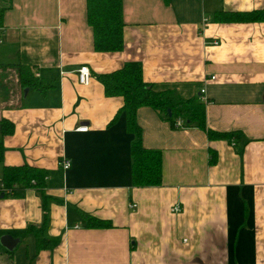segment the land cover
Here are the masks:
<instances>
[{
  "label": "crops",
  "instance_id": "0c3cea01",
  "mask_svg": "<svg viewBox=\"0 0 264 264\" xmlns=\"http://www.w3.org/2000/svg\"><path fill=\"white\" fill-rule=\"evenodd\" d=\"M263 6L122 0V48L98 51L86 0H0V118L13 123L0 134V178L2 164L47 170L41 191L0 195V264H264V20L215 18ZM132 60L156 88L204 87L206 128L232 135L173 127L139 106L141 143L161 150L156 185L132 184L135 135L124 111L111 121L123 99L98 77ZM11 62L39 72V85L19 88ZM86 213L109 224L88 225Z\"/></svg>",
  "mask_w": 264,
  "mask_h": 264
},
{
  "label": "trees",
  "instance_id": "16d2710c",
  "mask_svg": "<svg viewBox=\"0 0 264 264\" xmlns=\"http://www.w3.org/2000/svg\"><path fill=\"white\" fill-rule=\"evenodd\" d=\"M87 21L92 27L94 49L98 51L119 50L123 45L122 30L124 25L122 14V0H86ZM218 20H264V6L261 8L228 11L218 9L215 14ZM35 72V71H34ZM30 66H22L19 71V82L39 85ZM106 95H120L123 103L117 109L113 121L120 111L126 114L127 129L134 133L132 144V184L156 185L161 182L162 157L161 150L147 148L141 143V128L137 122L136 111L139 106L148 105L161 112L172 125L175 117L184 118V126H198L206 128L205 104L199 95L185 97L175 88H156L153 83L142 76V67L137 61H127L118 69L103 72L98 75ZM207 129L208 137L231 138L230 133ZM13 130V123L6 118H0V134L4 135ZM2 143L0 140V160ZM2 181L5 190L0 195H21L24 188L34 185L39 191L45 183L47 170L27 162L21 164H2ZM35 179V183H31ZM86 223L91 226H107L109 222L88 213L84 214ZM36 236L40 237V230L31 227ZM45 238H41V240ZM44 243L43 245H45ZM37 247H40L38 243Z\"/></svg>",
  "mask_w": 264,
  "mask_h": 264
},
{
  "label": "built area",
  "instance_id": "2783aa9c",
  "mask_svg": "<svg viewBox=\"0 0 264 264\" xmlns=\"http://www.w3.org/2000/svg\"><path fill=\"white\" fill-rule=\"evenodd\" d=\"M214 43H218V41L216 40V41H214ZM34 73H35V75H39V72H37L36 70ZM77 77H78L79 82L82 84H88L90 82L91 71H90V68L87 64H80V66L77 68ZM211 78H214V75H212ZM199 99L202 100L203 102L208 101V97L205 94V88L204 87L200 88ZM173 125L176 127L184 126V118H182L181 116H177L173 121ZM87 128H88V125L83 124V125L78 126L77 130L84 131V130H87ZM56 164L61 170L64 171L68 167H70L71 160L66 156H61L57 159ZM31 183L34 184L35 179H31ZM2 189L5 190L6 188L4 187L2 181L0 180V190H2ZM130 205L133 207L136 205V203L132 202ZM171 209L174 211H179V210H181V207L178 204H175L171 207ZM75 226H77V224Z\"/></svg>",
  "mask_w": 264,
  "mask_h": 264
},
{
  "label": "rangeland",
  "instance_id": "374dc122",
  "mask_svg": "<svg viewBox=\"0 0 264 264\" xmlns=\"http://www.w3.org/2000/svg\"><path fill=\"white\" fill-rule=\"evenodd\" d=\"M7 66H13L14 67V69L16 70V75H17V78L15 79V76L13 77L14 79H13V82L16 84V85H18L17 84V80H18V78H19V71H20V69H21V67L22 66H27L26 64H23V63H16V62H11V63H9V64H6ZM20 84V83H19ZM18 87L20 88V86L18 85Z\"/></svg>",
  "mask_w": 264,
  "mask_h": 264
},
{
  "label": "bare ground",
  "instance_id": "6f19581e",
  "mask_svg": "<svg viewBox=\"0 0 264 264\" xmlns=\"http://www.w3.org/2000/svg\"><path fill=\"white\" fill-rule=\"evenodd\" d=\"M76 71H77V70H76ZM90 71H91V70H90ZM35 76H38V75H35ZM91 77H92V73H91ZM78 81H79V80H78ZM90 81H91V79H90ZM175 118H176V117H175ZM175 118H174V119H175ZM173 121H174V120H173ZM172 126H173V127H176V126L173 125V122H172ZM178 127H183V126H178ZM130 206H131V205H130ZM135 206H136V205H135ZM135 206H133V207H135Z\"/></svg>",
  "mask_w": 264,
  "mask_h": 264
}]
</instances>
